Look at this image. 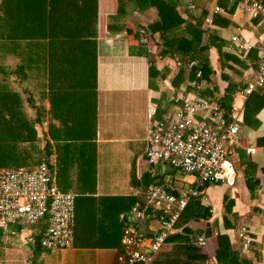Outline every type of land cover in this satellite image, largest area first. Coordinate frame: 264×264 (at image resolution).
I'll return each mask as SVG.
<instances>
[{
  "label": "crops",
  "instance_id": "0c3cea01",
  "mask_svg": "<svg viewBox=\"0 0 264 264\" xmlns=\"http://www.w3.org/2000/svg\"><path fill=\"white\" fill-rule=\"evenodd\" d=\"M17 1L0 0V6L6 8L11 2L15 6ZM260 1L264 4V0ZM180 2L191 12L192 21L185 25L190 37L182 40L174 53L198 57L203 68V89L219 96L227 110L238 105V81L248 68L256 69L257 55L238 52L230 45V39L240 34L242 20L251 25L255 17L243 12V0ZM25 4L26 16L38 15L42 21L37 25L46 31L53 30L56 42L51 55L55 56L50 59L47 52L37 54V62L31 64L26 57L28 67L21 72L16 66L18 59H5L9 65L16 66V74L6 75L8 80L0 87V122L4 125L1 129L12 130L15 137L8 142L12 145L0 146V170L34 166L31 164L37 157L39 160L47 153L54 155L52 165L57 188L75 195L87 217L82 222L83 232L92 241L83 240L75 246L74 231L72 247L65 252H48L38 246L35 252L24 254L21 248L20 251L26 257V264L28 261L31 264H114L122 251L119 219L142 199L151 181L145 177L142 164L147 105L156 97L154 102L165 109L173 96L190 97L193 82L188 90L177 88L174 78L179 69L166 63L173 53L166 55V60L148 53V41L154 36L151 30L140 34V45L133 46L129 53H119L124 49L118 46L119 39H107L109 32H125L127 24L138 23L135 13L143 8V0H25ZM215 5L219 8L217 13H213ZM208 18L212 19L211 27L206 25ZM160 25L164 30L180 23L169 17ZM26 28L29 29L28 24ZM226 32L230 35L226 36ZM253 35L256 39L260 37L257 32ZM108 46L114 53L100 55ZM192 47L195 51H191ZM190 78L192 81L191 74ZM22 98L25 107H22ZM33 120H36L34 124ZM36 127L38 130L33 131ZM12 132L10 137L14 136ZM238 139L253 143L256 151L264 147V137ZM238 150L235 165L239 171ZM240 175L236 189L221 184L205 185L200 197H207L209 204H202L200 199L195 202L210 215L209 226L214 220L217 222L214 235L219 249L214 259L207 260L215 264L228 255L237 261L247 256L253 258L254 264H264V172L257 169L255 177L250 179ZM192 178L176 170L168 177L167 187L176 196H183ZM234 193L238 196L236 201L230 196ZM253 193L257 197L253 198ZM91 199L95 205L88 207ZM234 210L242 218L239 226H235L231 215ZM119 213L124 215L114 221ZM240 226L246 227L251 238L245 250L243 243L236 240V229ZM185 240V237L174 238L169 243ZM1 243L0 250L8 253L2 255L0 263H14V250L3 249ZM232 246L235 251L229 254Z\"/></svg>",
  "mask_w": 264,
  "mask_h": 264
},
{
  "label": "built area",
  "instance_id": "2783aa9c",
  "mask_svg": "<svg viewBox=\"0 0 264 264\" xmlns=\"http://www.w3.org/2000/svg\"><path fill=\"white\" fill-rule=\"evenodd\" d=\"M241 7L256 21L248 25L247 20H242L240 34L231 37L230 45L238 52L256 53L255 78L241 84L238 105L227 110L219 96L203 89V68L198 57L174 55L166 60L169 67L190 72L193 93L190 97L173 96L165 109L154 102L147 105L142 164L150 172L156 165H169L193 176L191 186L185 195L178 197L158 182L150 181L142 199L119 219L122 252L117 254L114 264H152L182 212L199 199L202 204H209L207 197H200L197 188L221 184L236 189L241 177L235 165L237 150L243 149L247 155L256 151L253 143L239 140L238 133L242 113L257 114L261 109L251 98L264 89V4L260 0H243ZM218 11L215 5L213 13ZM205 22L208 27L212 26L211 18ZM253 32L260 34L259 39ZM148 53H153L151 48ZM155 55L162 59L158 52ZM247 103L255 107L250 108ZM53 163L54 155L48 154L35 166L0 170L3 245L19 242L32 243L44 251L71 249L76 197L58 190ZM42 222L45 223L43 230L29 229ZM236 240L243 243L244 250L250 246L246 227L236 229ZM198 244L203 245L202 238ZM206 264L215 263L209 260Z\"/></svg>",
  "mask_w": 264,
  "mask_h": 264
},
{
  "label": "trees",
  "instance_id": "16d2710c",
  "mask_svg": "<svg viewBox=\"0 0 264 264\" xmlns=\"http://www.w3.org/2000/svg\"><path fill=\"white\" fill-rule=\"evenodd\" d=\"M236 1L242 2V0ZM12 4L13 2H11L10 5H6L7 9L0 6L1 88L8 80L6 75L16 74V72H14V67L18 66L20 72L21 70H26V67H28L26 66V57L29 61L27 63L31 64L37 62V54L44 55L45 52H47V54H50V56H48L50 59H54L55 56L54 54L51 55L53 52L52 48L56 42L53 30L46 31L41 29V27L37 25L42 21L38 15L29 14L26 16L25 2L16 4L15 6ZM135 16L138 19L137 24H127L125 32H109L107 35L109 41L119 39L118 46L124 48L119 53L123 52L124 54L126 51L129 53L133 46L140 45V34L151 30L154 36L151 37L149 46L152 51H158V53L162 55L161 60H166V55L170 53H173V56H191L188 53H174L177 51L176 47L182 43V40L190 37L188 31L185 29V25L192 21L191 12L182 6L180 0H143V8L141 11H137ZM169 17H174L178 20L180 25L170 29H161L160 24L164 19ZM26 24L29 25V29L26 28ZM30 24H34L35 26H30ZM100 42L104 43L103 41ZM105 45L107 46V44ZM113 51L114 49L108 46V49L102 50L100 55H111L114 53ZM6 58H14L19 61L16 63V66L9 65L5 62ZM249 65H251V63H249ZM12 77H16V75H12ZM254 78L255 69L252 67L248 68L244 72L242 80L238 81V85L246 83L249 80H254ZM190 79V72L185 69H179L174 78L175 86L183 90H188L192 86V81H190ZM202 87L205 88V84L202 83ZM257 96L259 101L257 100ZM253 99L261 105V110L257 115H252L248 112L243 113V120L238 134V137L242 140L247 138L258 140L264 137V89L255 94ZM151 100L154 102L157 98L152 97ZM37 130L38 127L33 129V131ZM18 131L19 130H17V132ZM48 154L49 153H47V155ZM238 160L239 171L242 175L249 179L255 177V171L257 169L264 172V147L257 149L251 156L246 155L243 150L239 149ZM33 162L34 163L31 165L35 166L39 162L38 157ZM29 167L32 166L29 165ZM176 170L177 169L169 165H156L155 169L151 172L147 169L145 170V177L158 182L162 187L172 192V190L167 187L168 177ZM230 196L235 201L238 198L235 193L233 195L230 194ZM252 197H257V195L253 193ZM123 215L124 214L119 213L113 220L118 221V217ZM231 215H233L235 226H239L242 221L239 212L234 210ZM85 217L86 215H82L83 219H85ZM209 218L210 215L206 214V210L203 206L198 203H193L187 210L182 212L174 228L168 235V241L161 248L158 255H156L152 264H205L208 259H214L219 249L218 238L214 235V228L217 222L214 220L209 226L207 224ZM37 228L43 230L45 228V223L42 222L37 225L29 226V229L34 232ZM40 234H42V231ZM180 237H185L186 240L184 242L169 243L172 239ZM200 237L204 240L202 246L198 244V239ZM1 240L2 234L0 233V243ZM36 248L37 247L32 243H24L21 247L24 254H26V252H35ZM228 251L229 254H231L235 251V247H229ZM217 264H254V260L251 257L242 256L237 261L232 255H228L219 259Z\"/></svg>",
  "mask_w": 264,
  "mask_h": 264
},
{
  "label": "rangeland",
  "instance_id": "374dc122",
  "mask_svg": "<svg viewBox=\"0 0 264 264\" xmlns=\"http://www.w3.org/2000/svg\"><path fill=\"white\" fill-rule=\"evenodd\" d=\"M25 2V0L23 1V0H18L17 1V3L16 4H19V3H24ZM225 35L226 36H229L230 35V33H229V35H227V32L225 33ZM149 42V41H148ZM148 42H146V43H148ZM148 45H149V43H148ZM147 45V46H148ZM143 46H145V44L143 45ZM191 51H195V47H192L191 48ZM155 52L156 51H153V54H155ZM156 54H157V52H156ZM10 84L12 85V82H10ZM257 94V93H256ZM255 95V94H254ZM253 95V96H254ZM253 96H252V98L251 99H253ZM257 100H258V96H257ZM259 101V100H258ZM26 106V104L24 103V101H23V98H22V107H25ZM35 121L36 120H33V124L35 123ZM9 125V124H8ZM2 126H4L1 122H0V136L1 137H3V135L5 134V137L4 138H2V139H0V146L1 147H3V146H5L9 141H12L13 140V138L15 137V135H14V133L12 132V130H10V129H6V128H3V129H1L2 128ZM10 132H12L13 133V135L14 136H12V137H10L9 135H10ZM141 132V131H140ZM85 140V139H84ZM8 144H10V145H12V143H8ZM93 205H95V201L94 200H88V202H87V206L89 207H92ZM82 215H83V209H82V207H80L79 206V202L75 199V217H74V221H75V228H74V231H75V246L77 245V244H82V242H83V240H86V241H92L91 239L90 240H87L86 239V237H88L87 236V233H85V232H83L84 231V225L82 224V222H84V219L82 218ZM81 232H82V235H81ZM1 245H2V248L3 249H6V248H12L13 250H14V252H13V257H14V263H12V264H26V257H24L23 258V255H22V253H21V251H20V248H21V246H19V245H10V246H6V245H3V243H1ZM86 251H89V250H91V249H88V248H86L85 249ZM93 250V249H92ZM5 252H7L8 253V251H3V250H0V261H1V259H2V255L5 253ZM49 252V251H48ZM122 252V251H121ZM120 252V253H121ZM160 252V251H159ZM158 252V253H159ZM158 255V254H157ZM1 264V263H0ZM4 264H6V263H4ZM11 264V263H10Z\"/></svg>",
  "mask_w": 264,
  "mask_h": 264
},
{
  "label": "water",
  "instance_id": "95a60500",
  "mask_svg": "<svg viewBox=\"0 0 264 264\" xmlns=\"http://www.w3.org/2000/svg\"><path fill=\"white\" fill-rule=\"evenodd\" d=\"M241 87H242V85H239L238 90H240ZM204 189H205V185L197 188V191H199L200 193H204Z\"/></svg>",
  "mask_w": 264,
  "mask_h": 264
},
{
  "label": "bare ground",
  "instance_id": "6f19581e",
  "mask_svg": "<svg viewBox=\"0 0 264 264\" xmlns=\"http://www.w3.org/2000/svg\"><path fill=\"white\" fill-rule=\"evenodd\" d=\"M247 106L250 107V108L255 107V106H254L253 104H251V103H247Z\"/></svg>",
  "mask_w": 264,
  "mask_h": 264
}]
</instances>
